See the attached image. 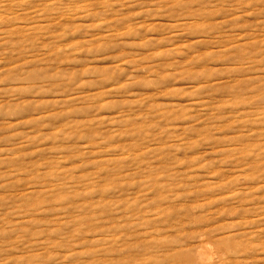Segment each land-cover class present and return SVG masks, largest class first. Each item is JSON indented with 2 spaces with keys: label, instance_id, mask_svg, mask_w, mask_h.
Wrapping results in <instances>:
<instances>
[{
  "label": "rangeland",
  "instance_id": "obj_1",
  "mask_svg": "<svg viewBox=\"0 0 264 264\" xmlns=\"http://www.w3.org/2000/svg\"><path fill=\"white\" fill-rule=\"evenodd\" d=\"M0 264H264V0H0Z\"/></svg>",
  "mask_w": 264,
  "mask_h": 264
}]
</instances>
